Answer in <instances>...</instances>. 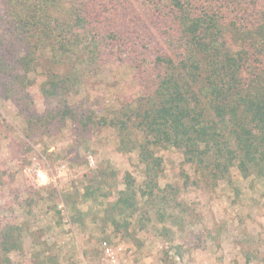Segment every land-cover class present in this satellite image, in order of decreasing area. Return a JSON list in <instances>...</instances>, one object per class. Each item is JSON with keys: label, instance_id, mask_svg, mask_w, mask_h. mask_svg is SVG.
<instances>
[{"label": "rangeland", "instance_id": "rangeland-1", "mask_svg": "<svg viewBox=\"0 0 264 264\" xmlns=\"http://www.w3.org/2000/svg\"><path fill=\"white\" fill-rule=\"evenodd\" d=\"M190 1L196 13L220 16L223 50L242 48L246 10L240 2L250 18L256 0ZM80 3L99 9L85 13L87 25L100 20V29L116 33V39L99 38L98 57H87L81 46L76 59L53 65L61 74L75 69L79 76L60 97L42 92L48 87V48H34L35 63L25 70L20 59L36 40L8 35L7 50L0 47L26 75L36 115H55L29 124L21 111L25 102L19 94L5 98L0 85V229L13 226L20 242L9 252L0 250V264H101L104 241L123 264H264L263 177L243 176L235 163L226 177L213 179L187 162L182 149L151 145L161 158L156 183L167 197L141 194L147 175L138 145L147 136L136 112L162 71L155 57L176 58L180 51L166 41L178 34L167 18L170 0H122L109 10L104 0ZM70 7L72 0H60L52 19L73 23ZM6 9L0 0V20L8 28ZM250 69L247 64L242 78ZM63 100L69 113L61 116L56 113ZM38 171L46 174L45 183L36 181ZM127 174L137 190L133 209L114 204Z\"/></svg>", "mask_w": 264, "mask_h": 264}, {"label": "trees", "instance_id": "trees-1", "mask_svg": "<svg viewBox=\"0 0 264 264\" xmlns=\"http://www.w3.org/2000/svg\"><path fill=\"white\" fill-rule=\"evenodd\" d=\"M5 1V21L10 19L12 25L5 28L0 20V47L4 44L7 50L5 36L8 35L29 43L36 40L28 44L29 50L20 59L25 70L35 63L34 48L43 45L50 50L49 63L44 68L48 87L42 89L46 98L69 92L79 78L75 69L61 74L53 69V65L76 59L81 46L87 50V57H98L102 51L99 38L116 39V33L100 29V20L94 21L92 26L87 25L85 13L89 9L80 3L82 0H72L73 23L52 19L51 13L58 10L60 0ZM120 1L104 0L107 6L104 10ZM170 3L172 7L167 18L172 22L170 28L178 34L171 33L166 41L174 50L180 51L176 52V58L155 57L162 71L156 72L151 81L153 89L144 95L143 105L136 112L140 118L138 123L147 136L146 141L138 145L147 175L142 196L150 199L167 197L156 183L161 158L154 155L151 145L182 149L185 160L206 177H226L229 167L236 163L243 176L255 174L264 178V0L252 3L250 18L247 17L249 9L240 2V7L246 10V34L242 37V48L234 52L222 49L220 16L207 10L196 13L190 0H170ZM88 35L92 39L87 43L83 38ZM247 64L251 69L244 79L240 73ZM16 69L17 61L12 62L8 55L0 52L3 96L12 98L19 94L25 102L21 111H26L29 124H38L40 120L49 122L55 115H36L31 97L26 92L28 79ZM63 102L62 109L56 113L61 116L69 113L68 104L65 100ZM86 122L83 120L82 124ZM185 178V181L189 180L186 175ZM136 191L134 179L127 174L124 188L114 204L133 209ZM179 207L182 213L186 211L183 203H179ZM13 230V226L0 229V250L5 253L20 246Z\"/></svg>", "mask_w": 264, "mask_h": 264}, {"label": "built area", "instance_id": "built-area-1", "mask_svg": "<svg viewBox=\"0 0 264 264\" xmlns=\"http://www.w3.org/2000/svg\"><path fill=\"white\" fill-rule=\"evenodd\" d=\"M42 171H38L36 173V181L38 182V174L41 173ZM44 173V172H43ZM45 174V173H44ZM46 175V174H45ZM47 177V176H46ZM47 181V180H46ZM45 183V182H44ZM102 256L104 257L105 261L101 264H123L122 261L117 260L113 253L111 252L110 246L107 244L106 241L102 243Z\"/></svg>", "mask_w": 264, "mask_h": 264}, {"label": "clouds", "instance_id": "clouds-1", "mask_svg": "<svg viewBox=\"0 0 264 264\" xmlns=\"http://www.w3.org/2000/svg\"><path fill=\"white\" fill-rule=\"evenodd\" d=\"M38 177H39V179H38L39 183H44L47 180V177H46V175L43 172L39 173Z\"/></svg>", "mask_w": 264, "mask_h": 264}]
</instances>
